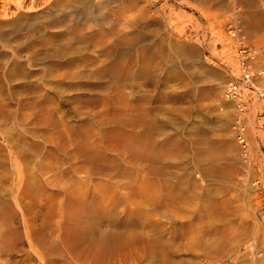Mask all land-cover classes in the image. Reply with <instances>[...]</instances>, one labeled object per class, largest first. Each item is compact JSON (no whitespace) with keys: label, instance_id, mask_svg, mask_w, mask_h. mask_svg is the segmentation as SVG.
Instances as JSON below:
<instances>
[{"label":"rangeland","instance_id":"374dc122","mask_svg":"<svg viewBox=\"0 0 264 264\" xmlns=\"http://www.w3.org/2000/svg\"><path fill=\"white\" fill-rule=\"evenodd\" d=\"M89 2L85 9L79 3L56 8L50 0H0V264H264V102L247 95L248 108L239 114L225 97L226 86L240 76L241 35L256 51L251 68L264 86V31L259 38L248 32L246 4L122 0V6L104 8L101 0ZM104 13V27L113 29L105 48L130 36L136 43L116 50L130 58L140 51V60L151 61L155 82L134 76L124 83L125 97L162 127L148 135L150 145L161 144L167 154L159 165L166 177L153 175L150 163L139 160L143 143L136 151L110 137L112 127L103 124L114 108L104 105L109 97L100 87H116L118 80L79 76L100 67L102 62L86 67L90 61L82 60L97 59L101 46L76 57L81 62L75 67H65L67 57H34L37 48L45 51L43 38L71 21L87 22L80 32L91 37ZM17 14L29 16L20 27L12 25ZM58 16L70 20L45 25ZM230 24L241 31L236 38ZM64 41L54 39L48 49ZM21 47L25 51L16 56ZM16 61L29 81L12 84L4 77ZM240 135L248 142L247 155ZM204 137L215 147L201 144ZM88 153L99 158L92 161ZM213 199L229 201L230 210L209 209ZM182 225L187 231L179 238L175 230ZM155 227L162 238L152 254L144 251L141 236ZM219 231L234 238L206 255ZM103 234L109 246L99 247Z\"/></svg>","mask_w":264,"mask_h":264},{"label":"bare ground","instance_id":"6f19581e","mask_svg":"<svg viewBox=\"0 0 264 264\" xmlns=\"http://www.w3.org/2000/svg\"><path fill=\"white\" fill-rule=\"evenodd\" d=\"M236 1H241V2H244L246 4V6L248 8L246 13L249 16V19L246 20L247 30L252 36L259 38L258 35L262 31H264V0H236ZM50 2H51L50 6L51 7L54 6L56 8L71 7V5H73L74 3H76V4L79 3L85 9H88V7H92L89 0H50ZM101 2H102L101 5H103L104 8H108L110 3H117L118 5L122 6V0H101ZM233 10H235V9L233 8ZM109 12H111V11H109ZM104 14H103L104 15L103 17H105L107 13H104ZM236 15H238V14H236ZM109 16H110V14H109ZM85 17H87V16H85ZM27 19H29L28 15L19 14L17 16V19L12 23V25L13 26L18 25V27H20L19 26L20 23L24 22ZM106 19H107V17H105L103 19H101V18L98 19V22L103 21V23L100 24L97 22V24H95L94 27L98 28V29H97V31L94 30L91 37H90V35L89 36H82L81 32H80L81 31L80 28L82 27V25H84L87 22L80 21V20L74 21V22L71 21L69 24L62 26L60 31H58L57 34L49 35L46 38H43V40L46 41L45 51L42 52L40 49L37 48L34 51V57H37L35 59H38V60H45L48 58L65 59L67 57L65 60V62H66L65 67H69V66L76 65L78 62H81L79 60H76L78 58V56L83 57L84 53H86L87 51L91 50L92 48H94L96 46H101L102 48L99 51V57L97 59L93 58V57H92V59H90L89 57L87 58L85 56V57H83V60H82L83 63L90 61L89 62L90 65H88V66L85 65L86 67H91V66H93L99 62L100 63L102 62L100 67L93 73H89V74L86 73V74H82V75L78 74V75L80 76V78H83V79L89 78L90 81L94 80V82L107 81V79L118 80L119 84L116 87H112V86L100 87V89L103 90L102 93L106 97H109L108 98L109 101L106 102L104 100V105L109 107V108H114V109H112L111 114H108L106 117H104L103 124H106V125H109L110 127H112V131L109 133L110 137H117L122 142H128L129 146L131 148L135 149L136 151H140V150L136 149V146H139L138 144L143 143L144 148H143V151H142V154H141V157L139 158V160L150 163L149 170L153 175L166 177L167 171L164 170L163 167H161L159 165H162L161 160H162V158L166 157L167 154H166V152H163L164 147L160 143H158V144H160V146H158L157 144L156 145H150V137L148 135L153 131H157V130L162 129V127L158 126L156 124V122L154 120H152L150 113H148L144 108H140V107L136 108V107L132 106L126 100V97H125V84L124 83L126 81L130 80L131 78H133L134 76L140 77V75H141L145 80H148V82H155L153 80L154 75L151 71V61L149 58H147L145 56H143L140 60V51H138L135 55H133V57L130 58V57H127L126 54L119 53L116 50L123 45H134L136 43V41H135L136 39H134L133 37H130V36H124V35L119 36L118 40L114 43V45H112L109 48H107V47L105 48L106 45H104V43H103L104 38L113 32V29H108V28L104 27V25L107 23ZM236 19H237V17H236ZM68 20H70V19H68L66 17L58 16V18L49 19L45 23V25H47V27H49V28H55L57 26L64 25ZM9 23H10V21H9ZM0 27H1V24H0ZM6 35H7V33H6ZM98 37L100 38V40L95 41V39H97ZM54 39L65 40L66 42L64 41L63 44H60L56 47H52L51 49H48V47L51 45V41ZM245 40H246V38H245ZM3 41H5V40H3ZM88 41H91V44H89V46L87 45V47L74 48L76 44L85 43ZM262 42L264 44V39ZM25 49H26L25 47L24 48L21 47L17 51V53L15 52V55L16 56L18 55L20 57V55L25 51ZM14 50H15V48H14ZM14 50L11 49L12 53ZM177 51H179L180 53H184V50L182 48H178ZM40 52H42V53H40ZM101 57H104L105 60L102 61L100 59ZM254 59L255 58H253V60ZM19 62L20 61L14 62L12 64V66L5 72L4 77L7 79V81H9L12 84H14V83L16 84L21 80L27 81L31 77L29 72L24 71V66ZM57 64L55 65V63H52V61H51L49 66H57ZM59 64H61V62ZM82 65H84V64H82ZM27 66H28V64H27ZM252 71H253V69H252ZM254 75H255V73H254ZM70 78H74V74H70ZM255 78L256 77L254 76V80L256 83ZM228 86L229 85L226 86V90H227ZM261 87H264V86H261ZM226 90H225V93H226ZM112 93H113V95H111ZM130 110L135 111L137 114L134 117H128L127 114ZM140 127H142L145 131H147L146 135H144V136L140 135L139 136L137 133L133 132V131H135V129H138ZM238 141L240 143H242L241 138H239ZM200 142H201V144L210 145L211 147H215V146H213L214 142L211 141V139L208 137H204V138L200 139ZM170 143L175 144V141L172 140V141H170ZM94 154H96V153H94ZM137 154L140 155V153H137ZM96 156H98L97 158H99V155H94L93 157L91 156L90 159L92 161H95ZM207 161L213 162V159H211V157H207ZM90 166L92 167V165H90ZM212 174H213V172H212ZM229 176H230V174L228 175V177ZM217 177H218V175H217ZM168 198L172 201H177L180 197H168ZM181 201H182V199H181ZM181 201L179 199L180 203H181ZM229 204H230L229 201L220 200V199L218 201H216V199L215 200L213 199L212 204H210L208 208L215 211V212L221 213V212L230 210ZM156 211H158V210H156ZM182 226L183 227L181 230H179V229L175 230V233L178 235L179 238L180 237L183 238L186 235L187 230L184 229V227H185L184 225H182ZM211 232L212 231H210V233ZM149 233L150 232H148V231L146 234L142 233L143 234L141 236L142 247H143L144 251H146V252L149 251L152 254L158 253V251L156 249L159 247L158 241L160 238H162V231L158 227H155V232L152 234H149ZM97 238L96 239L98 240V243L99 242L103 243V244H100L99 247L101 245L107 244L106 242H107V240H109L106 237V235H104V234L102 236H100V238L99 237H97ZM113 238H114V236H113ZM232 238H234V235H233V237L230 236V233L227 231L217 232L216 236L212 240V242L209 245L205 246L206 255L222 251L224 249V246L228 243L229 240H232ZM94 240L95 239H93L92 242ZM112 242H110V243H112ZM108 244H109V242H108ZM97 245H96V247H97Z\"/></svg>","mask_w":264,"mask_h":264},{"label":"built area","instance_id":"2783aa9c","mask_svg":"<svg viewBox=\"0 0 264 264\" xmlns=\"http://www.w3.org/2000/svg\"><path fill=\"white\" fill-rule=\"evenodd\" d=\"M230 35L235 38L239 36L238 32L240 30L236 28L234 24L228 26ZM239 45L240 53V66H239V78L232 80L228 85L226 90L227 100L233 102L238 110L239 114H243L248 108V101L246 100L247 95H253L257 97L260 101L264 102V87H261L255 83L254 72L251 69V60L256 58V51L250 49L245 45V36L241 35L236 38ZM244 155L248 153V142L243 135H240ZM238 138V139H239Z\"/></svg>","mask_w":264,"mask_h":264}]
</instances>
